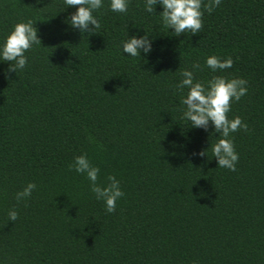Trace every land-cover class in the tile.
<instances>
[{
	"label": "trees",
	"instance_id": "obj_1",
	"mask_svg": "<svg viewBox=\"0 0 264 264\" xmlns=\"http://www.w3.org/2000/svg\"><path fill=\"white\" fill-rule=\"evenodd\" d=\"M210 2L196 35L176 37L146 0L124 13L103 0L100 28L81 34L64 0H0V42L29 20L41 40L23 70L0 64V264H264V0ZM134 34L153 40L149 56L122 53ZM213 55L232 67L213 73ZM194 64V81L247 82L227 113L247 125L229 136L235 171L217 167L211 124L183 119L177 84ZM80 155L98 185L120 182L112 213L71 167Z\"/></svg>",
	"mask_w": 264,
	"mask_h": 264
},
{
	"label": "clouds",
	"instance_id": "obj_2",
	"mask_svg": "<svg viewBox=\"0 0 264 264\" xmlns=\"http://www.w3.org/2000/svg\"><path fill=\"white\" fill-rule=\"evenodd\" d=\"M220 2L221 0H211L204 7L211 12ZM64 3L68 6L67 8H76V11L64 21L68 26L77 29L80 34L100 28V23L93 16V12L103 7V0H64ZM157 6L162 8L159 13L162 24L168 30H172L176 37L185 31L196 35L202 27V0H146L145 11L153 13ZM109 7L113 12L124 13L128 8V0H110ZM152 43L153 40L146 34L127 36V39L122 41V53L133 58L147 57L153 51ZM33 45H41L33 23L29 20L15 24L11 32L0 42V64H8L6 74H16L18 70L25 68L28 62L25 53ZM204 63L205 67L213 73L222 72L233 65L230 57L220 60L215 55L207 57ZM199 68V64H194L192 71L183 70L180 73L182 79L177 84V88L188 89L186 96L181 99V104L185 106L183 119L190 122L191 128L203 129L205 132L211 124L214 133H219L223 137L211 146L217 167L235 171L238 155L229 136L238 128L246 129L247 125L243 124L239 117L229 120L227 113L230 111V102L239 101L246 94L247 82L244 79H226L223 76H213L205 83L194 81V71ZM206 151H201L198 155L203 157ZM71 167L77 174L86 175L91 192L97 200L103 201L105 211L112 213L116 202L124 195L120 182L114 176H109L108 186L98 185L100 169L93 166L86 155L75 157ZM35 188L34 183L27 184L22 191L16 193L17 201L30 197ZM8 218L10 221L17 219L15 209L8 212Z\"/></svg>",
	"mask_w": 264,
	"mask_h": 264
}]
</instances>
